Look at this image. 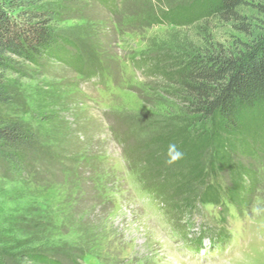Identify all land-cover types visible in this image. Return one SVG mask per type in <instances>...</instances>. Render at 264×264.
Here are the masks:
<instances>
[{
    "label": "rangeland",
    "instance_id": "374dc122",
    "mask_svg": "<svg viewBox=\"0 0 264 264\" xmlns=\"http://www.w3.org/2000/svg\"><path fill=\"white\" fill-rule=\"evenodd\" d=\"M191 2L48 0L59 14L58 37L74 46L60 41L65 53L58 55L70 61L78 51L85 61L79 71L51 58L27 66L22 76H7L6 83L15 93L12 102L0 105V128L20 122L37 143L26 170L14 173L0 161V241L13 246V251L0 246L3 264H40L29 261L39 256L54 264H179L172 254L184 255L185 246L174 235L166 237V227L185 228L192 222L196 227L208 214L200 205V191L196 198L188 192L176 195V188L189 187L193 192L195 187L185 179L172 185L176 180L168 177L178 168L165 171L149 161L153 156L161 158L159 145L151 144V139L182 124L169 115L175 110L162 95L163 80L149 77L144 65L156 63L169 51L204 58L218 45L237 56L243 45L264 34L263 18L249 5L264 0H250L242 10L251 23L250 39L216 21L180 28L170 20L161 22L164 9ZM135 13L152 14L159 23L127 25ZM103 89L108 94L100 93ZM258 147L248 158L235 154L233 160L236 166L262 163L256 165L262 175L255 198V217L260 221L264 219V161L259 159L264 154ZM201 166L205 167V160ZM134 181L167 182L166 189L161 188L170 199L164 211H152L155 203L137 195L130 185ZM187 197L193 209L182 204ZM241 223L250 224L251 219ZM257 236L258 232L250 238L246 234L234 243L245 254L242 260L234 259V249L189 263L264 264V233Z\"/></svg>",
    "mask_w": 264,
    "mask_h": 264
},
{
    "label": "trees",
    "instance_id": "16d2710c",
    "mask_svg": "<svg viewBox=\"0 0 264 264\" xmlns=\"http://www.w3.org/2000/svg\"><path fill=\"white\" fill-rule=\"evenodd\" d=\"M249 1L192 0L188 5L176 4L168 8L165 12L167 18L163 13L161 22L169 23L167 20H170L169 24L180 28L200 27L216 21L250 39L253 36L251 23L242 13ZM249 5L264 21V4ZM57 17L59 14L51 8L48 0H6L0 3V105L12 102L15 93L13 86L6 83L7 76H22L27 66H37L55 58L81 71L84 62L78 51L70 61L58 55L65 52L55 29ZM153 19L159 23L154 16ZM250 42V45H243L237 56L221 51L218 45L204 58L169 51L156 63L144 65L149 77L163 80L162 95L175 110L169 115H174L182 124L151 139V144L159 145L157 151L161 158L153 156L149 161L165 171L178 168L168 180H176L172 183L175 187L184 179L196 188L203 187L202 201L217 199L220 187L208 183V178L215 172L226 174L229 199H241L244 186H247L246 193L250 191L248 186L253 183L254 166L252 162L236 166L233 157L241 154L248 158L255 145L262 147H258V151L264 149V34ZM62 43L74 48L66 41ZM24 130L20 122H11L0 128V161L7 162L14 173L30 167L28 160L36 149L35 137ZM170 143H175L185 153L184 159L174 165L165 163ZM202 160H205V167L201 166ZM176 189L179 196L192 192L184 186ZM190 203L189 198L182 200L185 207ZM5 245L0 241L1 247L13 251V246ZM29 261L54 264L42 256ZM3 263L0 256V264Z\"/></svg>",
    "mask_w": 264,
    "mask_h": 264
},
{
    "label": "clouds",
    "instance_id": "9594fccd",
    "mask_svg": "<svg viewBox=\"0 0 264 264\" xmlns=\"http://www.w3.org/2000/svg\"><path fill=\"white\" fill-rule=\"evenodd\" d=\"M185 153L180 150L175 143H170L167 149V159L165 161L168 165H174L184 159Z\"/></svg>",
    "mask_w": 264,
    "mask_h": 264
},
{
    "label": "bare ground",
    "instance_id": "6f19581e",
    "mask_svg": "<svg viewBox=\"0 0 264 264\" xmlns=\"http://www.w3.org/2000/svg\"><path fill=\"white\" fill-rule=\"evenodd\" d=\"M259 248V247H258Z\"/></svg>",
    "mask_w": 264,
    "mask_h": 264
}]
</instances>
